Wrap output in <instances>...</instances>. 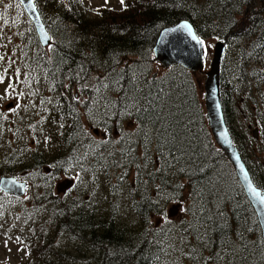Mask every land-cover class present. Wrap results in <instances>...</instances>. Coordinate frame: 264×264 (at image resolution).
I'll list each match as a JSON object with an SVG mask.
<instances>
[{
    "label": "trees",
    "instance_id": "1",
    "mask_svg": "<svg viewBox=\"0 0 264 264\" xmlns=\"http://www.w3.org/2000/svg\"><path fill=\"white\" fill-rule=\"evenodd\" d=\"M11 2L24 29L13 23L21 44L4 59L38 103L45 135L26 155L0 163V179L28 182L29 173L42 189L14 219V227L32 221L26 230L35 235L24 248L35 237L39 252L26 264H264L259 226L212 139L195 73L158 69L152 56L160 31L182 20L203 42H224L225 123L242 156L243 130L259 132L250 145L264 153V0H116L119 8L34 0L51 40L45 48ZM84 110L103 140L85 130ZM70 168L80 175L76 192L54 196L57 177ZM250 175L264 191L257 173ZM80 180L89 197L77 194ZM96 192L102 198L89 206ZM13 200L0 191V224L13 218ZM175 203L183 207L176 220L174 209L166 213ZM48 230L65 246L55 247Z\"/></svg>",
    "mask_w": 264,
    "mask_h": 264
},
{
    "label": "rangeland",
    "instance_id": "2",
    "mask_svg": "<svg viewBox=\"0 0 264 264\" xmlns=\"http://www.w3.org/2000/svg\"><path fill=\"white\" fill-rule=\"evenodd\" d=\"M87 6L89 8H97L100 6L119 8L116 0H107V2L106 0H87ZM19 16L20 15L16 11L11 0H0V56L3 57V59L0 60V74H3L4 76L3 82H0V97H2L0 98V163L4 162V160H6V158L12 153H18L19 151H22V153L26 155L25 153H28L30 150H33L37 147V141L44 143L45 139L44 125L42 117H40L38 103L34 101L32 97H30V99L27 96V90L24 87L19 86L20 76L16 82L14 81L13 70L7 69L8 61L4 59V57L9 56V54H13L18 48L19 44H21L18 38V31H15L16 27L14 26V24H17L20 26L21 30L24 29L22 19ZM215 43L216 42L214 40L203 42L205 49L204 70L203 72H197L194 75L199 93L202 98L204 96L203 84L205 80V72L209 69V64L213 54V46ZM157 67L158 69L163 70L162 67ZM9 84H12L13 87L8 88ZM6 88H8L7 95H5ZM21 92L24 93V95L21 96ZM17 103L20 104L19 108H16ZM9 104H11V107L7 108L6 106ZM14 108L16 110L11 111V109ZM81 121L85 130L89 133L93 141H100L104 139L105 134L103 130L101 128H97L87 120L85 110L82 111ZM241 125L242 123L239 119L235 121V132H239L240 134L242 133ZM96 131L98 132L97 135H95ZM243 131L245 132L247 141H244L245 149L241 146L243 157L248 163L249 168L256 166L255 169L257 171V182L259 183L261 181L260 183H262L264 186V153L258 151L254 153L255 144L253 145L252 152V145H250L254 139L252 131ZM257 148H260V146H257ZM245 154L248 158H246ZM27 174L29 176V181L27 180L28 185L25 196L22 199L14 198L13 201H10L11 203L8 204V207L10 208V215L13 218L8 224H0V264H26L28 261H30V259L33 258L32 255L34 256L39 252L38 250L35 252V248L33 249L36 241L35 237H33L34 243L30 245V248L28 250L24 248L25 244L32 243L26 241L28 236L35 235L33 233L27 232L26 230L32 221L27 222L25 225L20 223L18 226L14 227L16 224V220L14 219L17 216V213L24 207L23 205L30 207L32 198L40 194L42 191L38 184H34V178H31L29 173ZM45 175L47 176V174ZM76 177H80V175L76 174L75 170L72 171L71 168L66 173L59 175L57 177V181H54V196H59V192H63V194H68V192L70 194L71 192L72 196V194H74V192L77 190L76 186H73L74 182L78 183ZM80 183L81 187L79 186L77 194H79L81 189L85 195L84 197H89L90 191L87 185H83L82 187V180H80ZM125 184L126 183H124V185ZM43 190H45V188H43ZM100 197V194H97L96 192L94 198L89 200V206H92L96 202H100V199L102 198ZM86 200L87 199H85V201ZM182 208V206L175 203L166 209V213H171V211L174 209V212H172L170 215L172 219L176 220L180 217ZM31 214L33 215V213ZM38 217L39 215L35 216V218ZM177 228L178 224H175L172 227V234L173 236L177 237L176 240H173L174 244L179 240V237L177 236L178 234L175 235ZM181 232L183 233V231ZM48 236L50 238H55V247L62 248L65 246L63 237H55L57 236V233L54 230H48L47 237Z\"/></svg>",
    "mask_w": 264,
    "mask_h": 264
},
{
    "label": "water",
    "instance_id": "3",
    "mask_svg": "<svg viewBox=\"0 0 264 264\" xmlns=\"http://www.w3.org/2000/svg\"><path fill=\"white\" fill-rule=\"evenodd\" d=\"M17 1L31 21L40 45L44 48L48 47L51 43L50 36L40 18L34 0ZM183 25H188L190 31ZM200 41L202 40L189 21H179L160 31L152 48L153 59L163 69L177 65L192 73L203 72L205 49ZM224 52V42L217 41L213 46L209 69L205 72L203 84L204 110L213 141L231 164L244 196L255 215L264 243V192L256 187L252 181L224 120L220 94V69ZM6 107H11V104ZM26 187V182L20 181L16 177H2L0 179V191L11 198L22 199L25 196Z\"/></svg>",
    "mask_w": 264,
    "mask_h": 264
},
{
    "label": "snow or ice",
    "instance_id": "4",
    "mask_svg": "<svg viewBox=\"0 0 264 264\" xmlns=\"http://www.w3.org/2000/svg\"><path fill=\"white\" fill-rule=\"evenodd\" d=\"M106 2H107V0H106ZM124 3V0H121V4H123ZM183 27H185V28H189V26L188 25H183ZM189 31H190V28H189ZM200 43L201 44H203V41H200ZM3 59V57L2 56H0V60H2ZM3 80H4V76H3V74H0V82H3ZM66 87H67V85H65ZM13 87V85L12 84H9L8 85V88H12ZM8 88H6L5 89V95H7V93H8ZM98 90V89H97ZM34 94V93H33ZM20 95L22 96V95H24V93H20ZM0 98H2V97H0ZM74 99H75V97H74ZM42 103H43V101H42ZM20 107V104L19 103H17V105H16V108H19ZM16 109L14 108V109H11V111H15ZM63 125H61V127H62ZM249 187H251V185H249Z\"/></svg>",
    "mask_w": 264,
    "mask_h": 264
},
{
    "label": "flooded vegetation",
    "instance_id": "5",
    "mask_svg": "<svg viewBox=\"0 0 264 264\" xmlns=\"http://www.w3.org/2000/svg\"><path fill=\"white\" fill-rule=\"evenodd\" d=\"M252 133H253L254 139H255V140H258V138L260 137V136H259V132H258L257 130L254 129V130L252 131ZM259 139H260V138H259ZM238 141H239V140H238ZM257 143H259V141H258ZM256 152H257V151H256V144H255V146H254V153H256ZM245 162H246V160H245ZM246 164H247V166H248V163H247V162H246ZM248 168H249V166H248ZM249 170H250L251 173H254V172L257 173V171L254 170V167H253V166L250 167ZM25 182H26V181H25ZM26 184H27V182H26Z\"/></svg>",
    "mask_w": 264,
    "mask_h": 264
}]
</instances>
